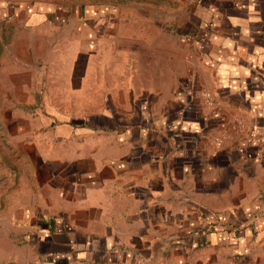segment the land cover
<instances>
[{
    "label": "crops",
    "instance_id": "1",
    "mask_svg": "<svg viewBox=\"0 0 264 264\" xmlns=\"http://www.w3.org/2000/svg\"><path fill=\"white\" fill-rule=\"evenodd\" d=\"M0 264H264V0H0Z\"/></svg>",
    "mask_w": 264,
    "mask_h": 264
},
{
    "label": "rangeland",
    "instance_id": "2",
    "mask_svg": "<svg viewBox=\"0 0 264 264\" xmlns=\"http://www.w3.org/2000/svg\"><path fill=\"white\" fill-rule=\"evenodd\" d=\"M178 36H180V33L178 32ZM181 40H186L185 39V36H184V34H181ZM205 213V215H206V217L205 218H202V222H201V224H204L205 223V221H211V222H216V221H220V220H223V218H221L220 219V217L219 218H217V216H215V217H213V215H210V214H208L207 212H205V211H202L201 210V212L200 213ZM227 219V218H226ZM206 234H207V232H201V229L199 230V229H197V231H192V232H188L187 234L186 233H183V235L185 236V235H189L190 237H193V235H195V236H197L198 237V239L200 238V240H203V237H205L206 236Z\"/></svg>",
    "mask_w": 264,
    "mask_h": 264
},
{
    "label": "trees",
    "instance_id": "3",
    "mask_svg": "<svg viewBox=\"0 0 264 264\" xmlns=\"http://www.w3.org/2000/svg\"><path fill=\"white\" fill-rule=\"evenodd\" d=\"M200 215H201V217L202 218H205L206 217V215H205V213H200ZM216 218V217H215ZM217 218H219L218 216H217ZM216 218V219H217ZM219 221H216V222H211V221H205V223H204V225H203V227L202 228H200L201 229V232H208V229H209V227L210 228H213V226H215L216 224H221V223H218ZM199 229V230H200ZM210 230V229H209Z\"/></svg>",
    "mask_w": 264,
    "mask_h": 264
},
{
    "label": "built area",
    "instance_id": "4",
    "mask_svg": "<svg viewBox=\"0 0 264 264\" xmlns=\"http://www.w3.org/2000/svg\"><path fill=\"white\" fill-rule=\"evenodd\" d=\"M204 100L208 104H212L213 103L208 91H205V93H204Z\"/></svg>",
    "mask_w": 264,
    "mask_h": 264
}]
</instances>
